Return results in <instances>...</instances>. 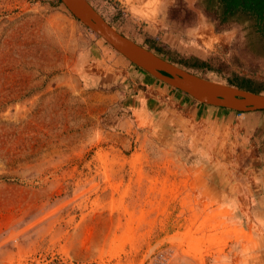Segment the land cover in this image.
Wrapping results in <instances>:
<instances>
[{
  "label": "rangeland",
  "instance_id": "1",
  "mask_svg": "<svg viewBox=\"0 0 264 264\" xmlns=\"http://www.w3.org/2000/svg\"><path fill=\"white\" fill-rule=\"evenodd\" d=\"M88 1L167 61L222 84L250 78L264 93V39L218 27L198 0ZM101 41L61 0H0V264H224L223 241L249 232L195 194L194 174L221 165L242 188L253 174L244 153L175 106L157 103L140 121L127 97L145 90L142 76L87 79L101 73ZM190 43L208 68L178 62Z\"/></svg>",
  "mask_w": 264,
  "mask_h": 264
},
{
  "label": "crops",
  "instance_id": "2",
  "mask_svg": "<svg viewBox=\"0 0 264 264\" xmlns=\"http://www.w3.org/2000/svg\"><path fill=\"white\" fill-rule=\"evenodd\" d=\"M97 44L99 58L96 65L102 70L99 69L101 73L94 71L90 76L87 74V79L93 83L98 81L104 85H113L117 82L118 75L124 78V73L129 74V71L136 77L142 76L145 90H139L127 97L128 107L141 118L140 121L147 120L151 116L148 112L163 103L165 106L160 107V111L175 106L181 117L205 122L212 131H226V141L239 145L236 149H241L244 153L242 163L250 167L249 171H253L252 176L243 182V187L237 185L234 177H229L225 167L212 164L202 167L198 172L194 171L195 194L209 201H216L221 210H227L229 216L225 219L230 227L249 232L246 236L240 233L237 237H227L226 241H223L225 245L221 254L224 256H220L222 262L264 264V110L239 112L199 102L179 89L165 86L138 67V71L132 69L130 60L110 44L107 45L103 41ZM190 44L192 45L185 47V50L181 47L180 50L186 55L199 56V45L193 46L198 43ZM120 94L118 88L109 90L105 95L107 103L119 99ZM247 152L248 154H245ZM235 158L240 159L239 154L235 155ZM194 163V168H197L198 164L204 165L201 161Z\"/></svg>",
  "mask_w": 264,
  "mask_h": 264
},
{
  "label": "water",
  "instance_id": "3",
  "mask_svg": "<svg viewBox=\"0 0 264 264\" xmlns=\"http://www.w3.org/2000/svg\"><path fill=\"white\" fill-rule=\"evenodd\" d=\"M61 2L79 21L132 63L199 102L239 112L264 110V93L215 82L167 61L116 30L88 0Z\"/></svg>",
  "mask_w": 264,
  "mask_h": 264
},
{
  "label": "trees",
  "instance_id": "4",
  "mask_svg": "<svg viewBox=\"0 0 264 264\" xmlns=\"http://www.w3.org/2000/svg\"><path fill=\"white\" fill-rule=\"evenodd\" d=\"M197 5L202 11L210 16L219 27L239 25L247 27L258 33L264 39V0H198ZM188 9L186 13H188ZM148 49L155 51L159 55H167L169 51H163L160 47L149 43ZM187 59H180L178 62L192 68H208V63L195 55H187ZM138 67V66H137ZM140 68V67H138ZM143 72H146L140 68ZM148 74V73H147ZM236 81L237 83H235ZM228 85L237 86L242 89L258 92L252 84L254 81L245 77H233L228 81Z\"/></svg>",
  "mask_w": 264,
  "mask_h": 264
},
{
  "label": "clouds",
  "instance_id": "5",
  "mask_svg": "<svg viewBox=\"0 0 264 264\" xmlns=\"http://www.w3.org/2000/svg\"><path fill=\"white\" fill-rule=\"evenodd\" d=\"M152 3H155L156 5H161L163 3V0H151ZM169 6V5H168ZM129 11L131 12V9H129Z\"/></svg>",
  "mask_w": 264,
  "mask_h": 264
}]
</instances>
